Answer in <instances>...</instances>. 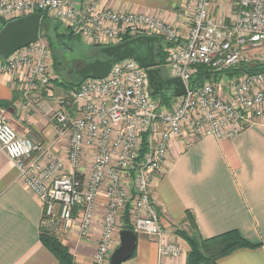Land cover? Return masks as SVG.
Masks as SVG:
<instances>
[{
    "label": "built area",
    "instance_id": "built-area-1",
    "mask_svg": "<svg viewBox=\"0 0 264 264\" xmlns=\"http://www.w3.org/2000/svg\"><path fill=\"white\" fill-rule=\"evenodd\" d=\"M215 2L186 0L183 34L156 15L102 7L98 0H0V29L39 12L91 45L157 35L167 52L164 69L186 86L184 95L164 104L152 96L146 68L134 58L118 60L104 77H87L56 98L47 117L57 130L51 142L19 134L0 112V146L42 203V225L60 223L61 231L83 241L99 197L105 198L92 264H111L126 216L131 230L157 242L161 257H179L181 247L168 240L154 198L172 141L189 148L206 137L221 140L264 126V0H233L221 17ZM52 67L44 38L0 57V74H20L25 108L34 104V89L57 79ZM200 70L208 75L196 82Z\"/></svg>",
    "mask_w": 264,
    "mask_h": 264
},
{
    "label": "crops",
    "instance_id": "crops-1",
    "mask_svg": "<svg viewBox=\"0 0 264 264\" xmlns=\"http://www.w3.org/2000/svg\"><path fill=\"white\" fill-rule=\"evenodd\" d=\"M98 1L102 7L156 15L183 34L187 32L182 9L186 0ZM232 3L216 0L213 11L220 17L227 15ZM54 72L57 79L49 86L32 91L34 104L28 108L24 107L19 72L0 74V112L19 134L44 142L56 138V127L47 117L57 107L56 98L75 86L63 84L56 68ZM66 145L61 140L58 146L65 149ZM154 198L168 228V240L180 245L181 255L161 257L154 239L137 234L136 250L122 264H189L190 245L176 234L177 229H188L187 212L193 214L202 238L237 230L256 245L235 249L217 264H264V126H251L221 140L206 137L189 148L172 141L162 176L155 183ZM42 217V203L0 146V264H58L41 239ZM84 251L90 253V249Z\"/></svg>",
    "mask_w": 264,
    "mask_h": 264
},
{
    "label": "water",
    "instance_id": "water-1",
    "mask_svg": "<svg viewBox=\"0 0 264 264\" xmlns=\"http://www.w3.org/2000/svg\"><path fill=\"white\" fill-rule=\"evenodd\" d=\"M42 14L30 13L8 21L0 29V57H8L15 51L38 41L40 36ZM158 44V45H157ZM161 37L157 35H139L117 44L100 48L105 58H95L85 63L76 73L83 79L87 77L102 78L107 75L114 62L125 58H134L146 68L152 96L172 91L176 97L186 93V86L180 78L165 77L162 67L158 65L155 48L161 46ZM139 48L143 53L137 51ZM137 234L131 229L120 232V245L111 254V264H122L131 258L136 250Z\"/></svg>",
    "mask_w": 264,
    "mask_h": 264
},
{
    "label": "trees",
    "instance_id": "trees-1",
    "mask_svg": "<svg viewBox=\"0 0 264 264\" xmlns=\"http://www.w3.org/2000/svg\"><path fill=\"white\" fill-rule=\"evenodd\" d=\"M50 19L51 17H48L46 14L42 15L40 36L47 41L51 51L53 49L52 54L55 64L54 66L57 70L58 64L63 65L67 62V60L64 58V54L67 51H72V47L69 45L70 41L80 38L71 30L65 28L63 24L59 23V20V22H55ZM67 45H69V47H67ZM102 47L103 46L101 45H93L91 47L93 51L99 52L97 57L104 56L102 53H100V48ZM164 48L165 47L162 46L155 49V53L159 57L158 65L162 67L163 71L165 70L164 63L167 56ZM59 50H62L63 52L59 54ZM64 61L65 63H63ZM71 71L70 73H72ZM205 72V70L199 71L195 77L196 82L208 75V73ZM73 73L75 74V72ZM83 80V78L78 76L73 81H70L69 78L65 80L62 78L61 82H64L63 84H70L71 86H78ZM160 95L164 104H169L171 97L173 96V94L169 96L166 93H161ZM125 220L127 222L125 228L132 229L131 225H129V219L127 216ZM184 221H186L188 224V229H177L176 234L184 238L190 245V251L188 253L189 264H217V260L219 258L231 253L235 249L256 246L245 239L237 230L227 231L211 238H202L198 230L196 220L191 212L186 213ZM41 239L43 244L58 258V264H74V258L68 246L62 243L58 237L48 232V230L42 229Z\"/></svg>",
    "mask_w": 264,
    "mask_h": 264
},
{
    "label": "rangeland",
    "instance_id": "rangeland-1",
    "mask_svg": "<svg viewBox=\"0 0 264 264\" xmlns=\"http://www.w3.org/2000/svg\"><path fill=\"white\" fill-rule=\"evenodd\" d=\"M50 20H53L55 22L56 21L59 22L58 20H56L53 17ZM59 23L63 24L62 22H59ZM63 26H64V24H63ZM69 45H71L72 51H67L64 54V56H65L64 58L67 60V62L65 63V61H64L63 63H65V64H63V65L58 64L57 70H59L58 71V73L60 74L59 76L61 78H63V80L69 78L70 81H73L77 78L76 74H74L73 72L75 70L81 68L85 63L93 61L95 58H98L97 55H99V52L93 51V49L91 48L92 47L91 44H88V43H86L83 40L78 39V38L70 41ZM69 45H67V47H69ZM162 46L164 47V43ZM50 47L52 48L51 45H50ZM52 51H53V49H52ZM52 51H51V54H52ZM164 51H165V53H167L165 48H164ZM62 52H63L62 50H59V54H61ZM52 58H53V54H52ZM100 58H104V56H102ZM166 59H167V56H166ZM52 63H53V65H55L54 60H52ZM52 68L55 69V66H53ZM70 71L72 73H70ZM164 72H165L166 76H169L168 71L164 70ZM53 75H55V72H53ZM64 77H65V79H64ZM169 77H171V76H169ZM166 94L171 96L173 94V92L168 91V92H166ZM156 97H161V95H157ZM166 104H168V103H166ZM99 203H102V204L99 205L98 211H96L95 221L93 222V225H92L93 230H92L91 234L87 238H85L83 241H79L77 239V237L69 236L67 233L61 231L60 223L58 224L59 225L58 227L55 225H53V226L42 225L43 230H48V232H50L51 234L58 237L62 243H64L66 246H68V248H69V250H70V252L74 258V264H92L93 256L95 254L97 244L99 242V238H100L101 231L103 228L105 198L99 197L98 204ZM187 228H188V224H187ZM117 240L118 239L116 238V241ZM78 244L79 245L82 244V246L81 245L79 246ZM112 247H113V245H112ZM71 249L74 251L72 252ZM89 249H90V253L84 251V250H89ZM80 255L82 256V260L77 262L76 257H77V259H79V258H81Z\"/></svg>",
    "mask_w": 264,
    "mask_h": 264
},
{
    "label": "flooded vegetation",
    "instance_id": "flooded-vegetation-1",
    "mask_svg": "<svg viewBox=\"0 0 264 264\" xmlns=\"http://www.w3.org/2000/svg\"><path fill=\"white\" fill-rule=\"evenodd\" d=\"M136 37V36H135ZM133 38V37H132ZM129 39H131V38H128V39H125V40H129ZM124 40V41H125ZM161 43H162V45H163V40H161ZM158 45V44H157ZM162 45L161 46H158V47H162ZM157 48V47H156ZM155 48V49H156ZM137 51L139 52V53H143V54H145L143 51H141L139 48H137ZM156 57H157V60H158V56L156 55ZM75 72V74H76V77H78L79 75L76 73V70L74 71ZM163 75L167 78V76L163 73ZM80 77V76H79ZM167 92V91H166ZM165 91L164 92H162V93H166Z\"/></svg>",
    "mask_w": 264,
    "mask_h": 264
}]
</instances>
